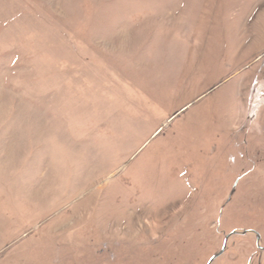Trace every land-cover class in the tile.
<instances>
[{
	"label": "rangeland",
	"instance_id": "1",
	"mask_svg": "<svg viewBox=\"0 0 264 264\" xmlns=\"http://www.w3.org/2000/svg\"><path fill=\"white\" fill-rule=\"evenodd\" d=\"M262 11L0 0V264H264Z\"/></svg>",
	"mask_w": 264,
	"mask_h": 264
},
{
	"label": "flooded vegetation",
	"instance_id": "2",
	"mask_svg": "<svg viewBox=\"0 0 264 264\" xmlns=\"http://www.w3.org/2000/svg\"><path fill=\"white\" fill-rule=\"evenodd\" d=\"M257 81H259V80H257ZM256 81V82H257ZM263 81H264V79H263ZM261 92H259L257 95H256V97H258L259 96V94H260ZM256 105V104H255ZM260 104H258V105H256V107L257 106H259ZM244 234H247V233H249V234H253V235H256L257 233L254 231V230H252V229H250V230H248V231H245V232H243Z\"/></svg>",
	"mask_w": 264,
	"mask_h": 264
},
{
	"label": "water",
	"instance_id": "3",
	"mask_svg": "<svg viewBox=\"0 0 264 264\" xmlns=\"http://www.w3.org/2000/svg\"><path fill=\"white\" fill-rule=\"evenodd\" d=\"M224 248H225V244H223V246H222V248H221V250L219 251L218 254H216L215 256H213V257H211V258L209 259V261L207 262V264H210V263L213 261V259H214L215 257H217L219 254H221V253L224 251Z\"/></svg>",
	"mask_w": 264,
	"mask_h": 264
},
{
	"label": "crops",
	"instance_id": "4",
	"mask_svg": "<svg viewBox=\"0 0 264 264\" xmlns=\"http://www.w3.org/2000/svg\"><path fill=\"white\" fill-rule=\"evenodd\" d=\"M264 12L262 11V14H263ZM255 58H253V60H254ZM253 60H251V61H249V63H253V62H255V61H253ZM252 65V64H251Z\"/></svg>",
	"mask_w": 264,
	"mask_h": 264
}]
</instances>
